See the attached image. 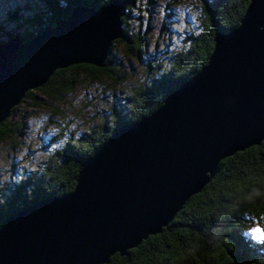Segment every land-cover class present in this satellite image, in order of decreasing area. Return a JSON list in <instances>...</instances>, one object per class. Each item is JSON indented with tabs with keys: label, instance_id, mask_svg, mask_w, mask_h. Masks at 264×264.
I'll use <instances>...</instances> for the list:
<instances>
[{
	"label": "water",
	"instance_id": "95a60500",
	"mask_svg": "<svg viewBox=\"0 0 264 264\" xmlns=\"http://www.w3.org/2000/svg\"><path fill=\"white\" fill-rule=\"evenodd\" d=\"M124 6L77 7L25 43H0V123L55 70L102 68L126 36ZM262 141L264 0H248L237 27L215 34L206 64L155 111L114 130L81 163L70 193L3 220L0 264H107L160 233L221 160Z\"/></svg>",
	"mask_w": 264,
	"mask_h": 264
},
{
	"label": "trees",
	"instance_id": "16d2710c",
	"mask_svg": "<svg viewBox=\"0 0 264 264\" xmlns=\"http://www.w3.org/2000/svg\"><path fill=\"white\" fill-rule=\"evenodd\" d=\"M109 1L41 0L45 12H32L22 22L19 10L15 9L8 20L21 32L15 36L4 35L5 40L17 37L25 43L77 7L98 9ZM119 1L125 2L120 21L126 36L112 42L103 67L80 64L57 69L45 84L35 89L41 96L56 99L68 94L78 77L95 83L108 80L112 91L121 87L123 74L111 53L114 44L122 46L125 57L142 62L145 38L139 32H131L127 23L129 11L141 0ZM143 1L150 3V0ZM247 4L248 0L201 1L200 31L186 36L184 47L165 70L153 71L155 76L149 83L128 94L119 91L118 98L113 94L106 107V117H101L76 139L67 140L57 151L55 162L48 159L38 177L19 176L0 189V225L8 216L41 199L70 193L81 163L97 151L114 130L155 111L168 93L194 76L206 64L215 34L236 28ZM1 31L0 26V37L3 36ZM24 100L34 102L32 92H26L20 103ZM13 111L12 108L10 114ZM12 130L6 120L0 123V143L10 137ZM4 190L9 191V195L3 196ZM252 225L264 229V141L221 160L213 178L184 203L160 233L148 236L123 256L112 255L107 264H264V242H261L264 240H254L246 234Z\"/></svg>",
	"mask_w": 264,
	"mask_h": 264
},
{
	"label": "rangeland",
	"instance_id": "374dc122",
	"mask_svg": "<svg viewBox=\"0 0 264 264\" xmlns=\"http://www.w3.org/2000/svg\"><path fill=\"white\" fill-rule=\"evenodd\" d=\"M201 1L150 0L146 3L141 0L135 3L127 23L131 32L144 36L145 56L137 63L132 57L124 56L121 45L114 44L111 53L123 74L121 87L114 91L108 80L95 83L84 77L77 78L71 92L56 99L31 90L35 104L30 100L19 102L5 118L13 130L10 137L0 143V189L19 176L38 177L48 159L55 162L57 151L67 140L76 139L101 117H106V107L113 94L116 98L121 95L119 91L128 94L149 83L155 76L153 71L165 70L184 47L186 36L200 31ZM15 9L19 10L20 22L32 12H45L41 0H0L2 43L6 42L4 35L15 36L21 32L8 20ZM2 195H9V191H2ZM257 229L255 225L249 226L246 234L256 240L252 233Z\"/></svg>",
	"mask_w": 264,
	"mask_h": 264
},
{
	"label": "snow or ice",
	"instance_id": "6c2138e0",
	"mask_svg": "<svg viewBox=\"0 0 264 264\" xmlns=\"http://www.w3.org/2000/svg\"><path fill=\"white\" fill-rule=\"evenodd\" d=\"M252 236L258 241L264 240V232H262L260 229H257L256 231H254L252 233Z\"/></svg>",
	"mask_w": 264,
	"mask_h": 264
},
{
	"label": "clouds",
	"instance_id": "9594fccd",
	"mask_svg": "<svg viewBox=\"0 0 264 264\" xmlns=\"http://www.w3.org/2000/svg\"><path fill=\"white\" fill-rule=\"evenodd\" d=\"M262 231H264V229H261ZM261 242H264V241H261Z\"/></svg>",
	"mask_w": 264,
	"mask_h": 264
}]
</instances>
